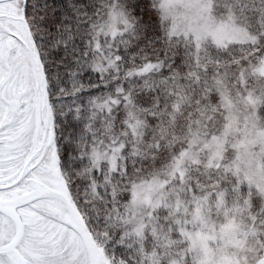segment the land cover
Instances as JSON below:
<instances>
[{
	"label": "snow or ice",
	"instance_id": "6c2138e0",
	"mask_svg": "<svg viewBox=\"0 0 264 264\" xmlns=\"http://www.w3.org/2000/svg\"><path fill=\"white\" fill-rule=\"evenodd\" d=\"M0 264H264V0H0Z\"/></svg>",
	"mask_w": 264,
	"mask_h": 264
}]
</instances>
